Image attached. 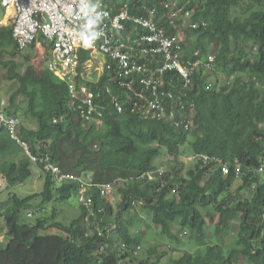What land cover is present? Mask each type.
Wrapping results in <instances>:
<instances>
[{"label":"trees","instance_id":"trees-1","mask_svg":"<svg viewBox=\"0 0 264 264\" xmlns=\"http://www.w3.org/2000/svg\"><path fill=\"white\" fill-rule=\"evenodd\" d=\"M123 8L145 16L148 9L157 8L162 25L167 21L161 16L172 9L191 11L188 28L179 32L182 60L186 64L191 60V81L185 84L177 72L165 74L164 89H172L180 99L165 102L178 111L169 121L142 118L128 104L119 113L107 89L122 99L126 92L106 70L97 82H88L101 95L96 102L103 112L89 124L69 108L67 83L48 66L41 72L36 69L31 50L37 42L21 60H14L12 26L0 25V82L4 78L15 83L6 113L21 120V139L33 154H49L66 173L115 183V193L121 197L118 206L124 210L113 218L111 197L91 189L87 192L91 209L78 199L80 214L70 223L58 220L61 214L48 205L67 202L73 195L78 198L80 182L59 185L4 128L0 219L9 242L0 249V264H161L179 250L182 254L170 258L171 264H238L242 257L248 264H264V171L260 170L264 165V0H132L111 10L115 14ZM179 22L181 29L185 21ZM127 28L130 39L122 33V41L139 46L144 31L131 23ZM167 30L175 32L170 26ZM210 54L215 60L209 67ZM139 55L137 51L133 59L141 62ZM148 59L151 67L162 63L159 55ZM62 115L65 121L54 123ZM176 119L182 121L178 127ZM186 144L193 154H206L211 160L196 159L185 173L177 164L161 173L162 166L154 161L163 150L177 163ZM223 165L229 166V174ZM37 168L43 173L42 191L21 196L13 190L30 180ZM235 180L242 184L231 191ZM4 194L6 198L1 197ZM33 202L36 210L50 215L29 224L21 220L22 211ZM136 210L149 216L159 245L144 248L148 241L142 226L150 225L145 217L132 214ZM125 211L135 216L126 217ZM35 215L29 210V217ZM50 229L57 232L47 233ZM161 244L165 251H159ZM142 250L146 255L139 257Z\"/></svg>","mask_w":264,"mask_h":264},{"label":"built area","instance_id":"built-area-1","mask_svg":"<svg viewBox=\"0 0 264 264\" xmlns=\"http://www.w3.org/2000/svg\"><path fill=\"white\" fill-rule=\"evenodd\" d=\"M0 4L12 26L17 50L13 59L21 60L22 55L42 38L51 52L48 67L67 83L69 108L79 113L89 124L97 117L101 118L103 112L96 102L101 95L88 82H97L106 70L112 73L110 80L126 92L125 99H122L114 95L110 88L107 89L110 103L119 113L124 112L127 104L140 117L148 119L169 121L178 112L176 106L165 104L167 99H178L172 89H164L165 74L168 71L177 72L185 84L191 81V60L188 61L189 64L182 60L183 43L179 35V21H191L190 10L172 9L167 15L161 16L160 19L167 21L166 25H162L157 20V8L148 9L149 15L145 16L131 15L128 8L114 14L104 2L99 1L93 5L91 0H1ZM129 23L135 29L144 31L137 43L139 46L128 44L117 37L119 32L126 34ZM169 26L175 32L169 33ZM137 51H140L141 62L133 59ZM158 55L162 57V63L151 67L147 63L150 60L148 57L154 59ZM214 60L215 56L210 54L207 66L210 67ZM89 77L93 79L90 80ZM9 104L8 99L0 98V132L6 128L11 138L24 148L34 164L42 162L43 171L51 174L59 185L79 181L81 185L78 199L88 209H91L92 204V197L87 193L89 190L97 189L105 197L115 194L116 185L113 182L97 183L92 175L87 174L83 178L74 173H66L52 161L49 154H33L29 144L20 137L21 120L6 113ZM64 121V115L54 119V123ZM181 122L174 120L177 127ZM189 159H200L207 163L211 157L194 154ZM236 169L241 171V162L237 161ZM260 170L264 171V165ZM159 171L163 173L164 168L161 167ZM223 171L226 175L229 174V166L223 165ZM148 175L152 177L151 173Z\"/></svg>","mask_w":264,"mask_h":264},{"label":"rangeland","instance_id":"rangeland-1","mask_svg":"<svg viewBox=\"0 0 264 264\" xmlns=\"http://www.w3.org/2000/svg\"><path fill=\"white\" fill-rule=\"evenodd\" d=\"M118 1L130 2L132 0H118ZM5 16H6L5 10L0 4V25H3V26L11 25L8 21V17L6 18L7 20L5 19V21L2 23V20L5 18ZM188 24H189V22H186L184 24L182 23L180 32H183L186 28H188V26H187ZM184 25H186V26L184 27ZM185 37H186V33H185ZM235 41H237L238 43L244 42L242 39H239V38H237V40H235ZM38 42H39V44H37V48H35L33 50V54L31 53V57H32V61H33V64L35 65L36 69L41 72L44 70V68L46 66H48V59L47 58L49 56L50 50L47 47V45L41 43V38L38 40ZM245 42H246V44H250L249 40H245ZM3 72L5 73V71H3ZM3 72H2V74H3ZM94 76L95 75H93V77ZM93 77H89V79L92 80ZM14 84H15L14 82L7 81L4 78L1 79L0 88H1V90H3L5 92V94H3V95L1 94L0 98L9 99L12 91L14 90ZM29 125L31 127H36V123L34 121H30ZM261 126L264 127V118L262 119ZM192 150L193 149H192L190 144H186L185 146H183L182 147V154H181L179 161L177 163L169 160L172 158V156L165 154V150H163L164 154L162 156L158 157L154 161V163L159 167L162 166L165 171H169L172 166L177 164L178 166H180V168H183V172L185 173L187 170L194 167V162L190 161V159H189L190 157H192L194 155ZM262 177L264 178V176H262ZM43 184H44V179H42V177L36 172L35 174H33V177L30 180H27L24 184L16 186L13 190H15L21 196H27L29 194L38 193V192L42 191ZM241 184H242L241 180H235L231 191H235ZM0 190H1V187H0ZM0 193H2V192L0 191ZM245 193H248V192H245ZM1 197L6 198V194L2 195ZM110 197H111V200H113L114 206H115L113 218L118 217L120 212H124V210L121 211L119 206H118L120 201H121V197L118 194V192H117V194L115 193L114 195H112ZM36 204L37 203L33 202V204L30 205L28 207V209H24L22 211V217H21L22 221L29 223V224H34L40 216L50 215V211L47 214L44 211L36 210V208H37ZM48 208H50V210H52V208L53 209L56 208L58 210V213L61 214L60 215L61 218L58 220H61L65 223H70L73 218H76L80 214L78 198L75 195H73L72 198L67 202H64V201H58L56 203L52 202L48 205ZM29 210L35 211L36 215L33 217H29L28 216ZM135 212L136 213H132V214H136V215H140V216L145 217L148 220V223L150 225L149 227L147 225L142 226V230H146V239L148 241V244L144 245V248H146V246H148V248H149V247L154 246L156 244L159 245L160 241H158L157 233H155L154 228L151 226L150 220L148 218L149 216L145 215L141 210H136ZM132 214L129 216V212L125 211L126 217H128V216L134 217L135 215L133 216ZM3 223H4V221L0 219V249L6 248L8 242H9V238L7 237L6 233L2 230ZM46 232L47 233H55V232H57V230L56 229H52V230L50 229V230H47ZM160 247L161 248L159 249V251H165L163 244H161ZM181 254H182V251L179 250V251L172 252L169 255V257L170 258H178V256H180ZM142 255H144V256L146 255V250H142L139 257H142ZM170 258L165 257L162 260L161 264H171ZM248 263H250V262L247 260L245 261L244 257H242L238 262V264H248Z\"/></svg>","mask_w":264,"mask_h":264},{"label":"crops","instance_id":"crops-1","mask_svg":"<svg viewBox=\"0 0 264 264\" xmlns=\"http://www.w3.org/2000/svg\"><path fill=\"white\" fill-rule=\"evenodd\" d=\"M92 1V4L93 5H95L97 2H99V1H102V2H105V4L110 8V9H114L116 6H117V4L119 3V2H121V1H118V0H91ZM7 18V16H5V18L2 20V23L5 21V19ZM7 20V19H6ZM127 34V37L129 38V34H128V32L126 33ZM117 37H119V38H121L122 39V37H123V35H122V33H117ZM130 39V38H129ZM41 43L42 44H45V45H47V47L49 46L46 42H44V41H42L41 40ZM37 44H39V42H37L36 43V46H35V48H37ZM30 51V50H29ZM31 53L33 54V50H31ZM35 54V53H34ZM50 55V54H49ZM16 88L14 87V90H15ZM13 92V91H12ZM1 94L3 95V94H5V92L3 91V90H1V93H0V97H1ZM9 100V99H8ZM35 172H37L41 177H43V173H42V171L39 169V168H37V169H35Z\"/></svg>","mask_w":264,"mask_h":264},{"label":"clouds","instance_id":"clouds-1","mask_svg":"<svg viewBox=\"0 0 264 264\" xmlns=\"http://www.w3.org/2000/svg\"><path fill=\"white\" fill-rule=\"evenodd\" d=\"M43 41H44V40H43ZM30 49H31V48H30ZM30 49H29V50H30ZM29 50H28V51H29ZM28 51H26L24 54H26ZM24 54H23V55H24Z\"/></svg>","mask_w":264,"mask_h":264}]
</instances>
